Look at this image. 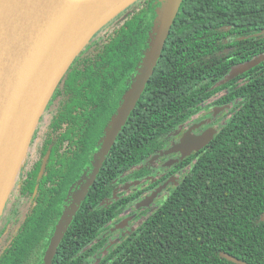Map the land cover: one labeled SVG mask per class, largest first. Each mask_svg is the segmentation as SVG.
Returning a JSON list of instances; mask_svg holds the SVG:
<instances>
[{
  "label": "trees",
  "instance_id": "obj_1",
  "mask_svg": "<svg viewBox=\"0 0 264 264\" xmlns=\"http://www.w3.org/2000/svg\"><path fill=\"white\" fill-rule=\"evenodd\" d=\"M164 2H131L62 73L0 214V264H42L63 211L52 264H264V60L226 78L264 53V0H182L136 104L86 186L146 65ZM213 105L228 108L208 144L148 188L113 195L121 174L150 173L148 161L170 135ZM176 171V186L135 208ZM125 209L140 212L141 223L109 246L102 234Z\"/></svg>",
  "mask_w": 264,
  "mask_h": 264
},
{
  "label": "water",
  "instance_id": "obj_2",
  "mask_svg": "<svg viewBox=\"0 0 264 264\" xmlns=\"http://www.w3.org/2000/svg\"><path fill=\"white\" fill-rule=\"evenodd\" d=\"M133 1L134 0H103V2L99 3L98 1L96 2V0H93L92 4L87 6L78 17L71 20L67 26L61 30L62 34L67 31H76L81 28L85 20L90 16L96 17L92 25L72 43L69 52L64 57L60 66L53 71H46L44 73L43 83L37 92L36 102L29 114L27 123L28 131L20 145L18 155L16 156V160L11 169L4 170V174L8 177V184L3 197L0 200V214L10 190L14 185L19 169L22 166L25 152L38 120L62 73L91 36ZM181 2L182 0H165L159 15L155 36L147 55L146 65L136 82L126 92L112 119L110 128L101 147L99 157L95 162L86 186L89 187L91 185L102 161L108 154L117 134L136 104V101L156 64V60L160 56ZM55 11L56 0H0V141L5 130L9 126L12 115L19 102L25 81L33 66L38 49L41 53H46L47 51L45 35L51 25V19L55 17ZM263 60L264 53H261L254 56L252 59L239 62L230 69L226 78H235ZM223 109L224 107L214 108V115ZM191 130L186 131L178 143H173L167 149L158 150L152 155L151 161L176 152H180L182 154L181 158H184L190 155L193 151H198L200 148L208 144L216 133L214 128H209L199 135L191 133ZM46 159L47 156L44 159V163ZM174 161L175 160H170L166 162L165 166L169 167ZM138 183L139 181H135L132 184L136 185ZM168 184L169 181H166L150 194L146 195L143 199L137 201L135 203V208L149 207ZM113 195L116 196V193ZM75 210L76 208H74V211ZM65 217L66 211H63L50 238L42 264H52V260L60 244L61 238L59 233ZM131 217L132 216L124 218L116 225V228H123ZM68 224L69 221L66 222L65 228ZM119 240L120 239H116L112 244H115Z\"/></svg>",
  "mask_w": 264,
  "mask_h": 264
},
{
  "label": "bare ground",
  "instance_id": "obj_3",
  "mask_svg": "<svg viewBox=\"0 0 264 264\" xmlns=\"http://www.w3.org/2000/svg\"><path fill=\"white\" fill-rule=\"evenodd\" d=\"M92 1L56 0L55 17L51 19V25L45 35L47 51L41 53L38 49L19 102L0 141V200L8 184V177L4 174V170L11 169L28 131L29 114L36 102L37 92L43 83L44 73L53 71L60 66L72 43L92 25L96 17L90 16L76 31H67L62 34L61 30L92 4ZM97 1L103 2V0Z\"/></svg>",
  "mask_w": 264,
  "mask_h": 264
},
{
  "label": "flooded vegetation",
  "instance_id": "obj_4",
  "mask_svg": "<svg viewBox=\"0 0 264 264\" xmlns=\"http://www.w3.org/2000/svg\"><path fill=\"white\" fill-rule=\"evenodd\" d=\"M217 107H224L225 109H227L228 105H220V106L213 105L211 107H206V109H204L203 112L194 115L191 119L187 120L184 124L180 125L178 127V129L175 130L170 135L169 141L163 149L169 148L173 143H178L180 141L181 137L183 136V134L188 130L192 129L191 133H193L195 135H199L209 128H214L217 131L218 127L221 126V123H222L220 120V117L218 115H214V108H217ZM202 148H200V149H202ZM194 152H197V151H193L190 155H188L184 158H181L182 154L180 152H176V153L168 154V155L163 156V157H159V158L154 159L152 161L150 159L148 162L150 164V169H152V171L150 173H148L147 175H145L144 177H141L138 179H129L128 178L129 173L127 171H125L123 174L120 175L119 178H117L114 181L115 186L113 188V194L114 193H116V194L121 193L123 191H126L127 193H129L133 187L140 186L141 184H143L144 188H148L153 182H156L159 179V177L165 175L170 169H172V167L175 164H177L180 160H183V159L191 156ZM32 153H33V151H32ZM99 154H100V152H99ZM170 160H175V161L169 167H166L165 163L170 161ZM94 165H95V163L93 164V168H94ZM93 168H92V171H93ZM179 173H180L179 171H176V173H174V174H169L168 177L165 178V180H163L155 188H153V190H155L161 184L165 183L166 181H169V184L167 185V187L156 197V199L154 200V202L150 206L154 205L159 200L160 195H162L169 186H171V185L176 186L177 185ZM172 178H173V180H172ZM135 181H139V183L136 185L132 184ZM144 181H146V183H144ZM153 190H150V192L149 191L144 192L142 198H140L139 200L143 199L146 195L150 194ZM106 199H105V201H106ZM136 215H138V213H132V211L130 209H125L122 213L119 214L120 220L118 222L117 221L113 222L108 227V229L103 232L102 236H108L109 235V243H110V244H108L109 246H111L112 242L115 241L116 239L125 238L131 231H133L135 229V227L137 225H139L141 223L140 219H136ZM129 216H132V217L123 228H116V225L119 222H121L124 218L129 217ZM133 221H136V223L133 224L132 223ZM113 234H116V236L114 238H111V236Z\"/></svg>",
  "mask_w": 264,
  "mask_h": 264
},
{
  "label": "rangeland",
  "instance_id": "obj_5",
  "mask_svg": "<svg viewBox=\"0 0 264 264\" xmlns=\"http://www.w3.org/2000/svg\"><path fill=\"white\" fill-rule=\"evenodd\" d=\"M225 111H226V109L224 108L223 110L218 111L216 115H218V116L221 118V117H223ZM219 117H218V118H219ZM30 151L32 152V151H33V148H30ZM138 215H140V212L138 213ZM132 223L134 224V223H136V221H133ZM115 236H116V234H113V235L111 236V238H114Z\"/></svg>",
  "mask_w": 264,
  "mask_h": 264
}]
</instances>
